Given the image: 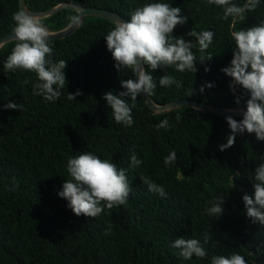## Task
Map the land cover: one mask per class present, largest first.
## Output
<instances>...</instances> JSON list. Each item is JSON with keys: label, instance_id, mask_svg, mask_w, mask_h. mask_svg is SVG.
<instances>
[{"label": "trees", "instance_id": "1", "mask_svg": "<svg viewBox=\"0 0 264 264\" xmlns=\"http://www.w3.org/2000/svg\"><path fill=\"white\" fill-rule=\"evenodd\" d=\"M18 1L0 0V38L13 33ZM148 2L181 8L187 21L174 28L172 35L177 38L195 43L189 31L214 32L205 52L213 57L197 62L194 74L178 72L175 66L156 70L144 66L157 82L150 101L161 106L191 99L246 110L248 94L239 87L230 90L231 78L221 69L230 66L235 51L231 32L264 23V0L235 28L231 17L222 18L223 8L207 0H24L29 12L71 3L112 10L128 20ZM232 2L242 6L246 0ZM76 15L74 8L64 7L40 19L49 32H56ZM114 26L109 20L86 16L71 35L49 40L50 59L67 61L63 70L67 83L54 102L34 94L33 87L39 83L35 73L4 69L16 40L0 47V264H211L212 256L232 254L242 255L247 264H264V225L253 223L242 200L245 194L253 195L254 170L264 164V141L245 132L236 136L233 147L220 151L218 146L230 134L226 116L186 106L155 113L141 95L134 101L123 98L132 109L134 123L115 122L102 97L108 91H124L121 80H134V73L114 67L104 38ZM193 51L199 58L198 46ZM165 74L181 86H160L159 78ZM206 83L213 87L201 93ZM77 90L81 95L69 100L68 93ZM9 102L21 109H5ZM165 119L169 127L158 129ZM172 151L176 160L166 166L165 158ZM84 152L126 170L131 189L124 205L95 218L77 217L57 195L71 179L68 160ZM133 153L141 161L139 166L131 165ZM142 178L162 186L166 197L150 192ZM220 196L223 214L209 216L206 208ZM206 234L211 238L204 244ZM176 238L200 240L207 256L184 260L180 250L172 247Z\"/></svg>", "mask_w": 264, "mask_h": 264}, {"label": "clouds", "instance_id": "2", "mask_svg": "<svg viewBox=\"0 0 264 264\" xmlns=\"http://www.w3.org/2000/svg\"><path fill=\"white\" fill-rule=\"evenodd\" d=\"M209 5H217L223 8V19L231 17V27L235 28L237 21L243 22L245 14L256 9L260 0H246L242 6H238L232 0H207ZM180 7H172L168 3L148 2L138 7L131 13L127 21L118 20L112 30L104 36L107 50L115 61L114 67L118 71L129 70L135 73L136 80H121L124 91L113 94L108 91L103 95L107 106L112 109L115 122L125 126L134 123L132 109L124 97L136 100L142 93L146 96L154 94L157 82L150 72L145 70V65L151 70L158 68L166 69L175 66L178 72L197 71L195 64H203L212 59V55H205L206 50L212 44L214 32L207 30L197 33L189 31L188 35L195 38L193 41H185L183 37L177 38L172 35L178 25H183L187 17L181 14ZM75 20L76 17H70ZM15 27L13 29L15 46L3 67L6 71L14 72L21 69L37 75L39 83L33 87L35 95L42 96L49 102L56 101L61 96V90L67 83L64 69L67 61L53 62V48L49 44L51 33L42 23L38 16L31 15L24 10L17 11L13 15ZM231 37L235 42V51L231 64L222 68L221 71L231 78L230 90L235 91L237 87L248 94L246 110L239 121L232 116H226L225 120L229 126L230 134L226 143L218 146L220 151H225L234 146L237 135L245 132L255 134L258 141H264V23L247 29L241 28L232 31ZM201 53L199 58L193 49L197 48ZM205 72L209 71L206 67ZM27 83V81H25ZM159 85L168 87L178 81L169 75L159 78ZM205 87L211 88V83H206L199 91L204 92ZM81 95L77 90L68 93L69 100H75ZM235 103L240 104V97L235 98ZM5 109L20 110L21 106L15 102H9L3 106ZM181 117L176 116L179 121ZM158 129L169 127L167 119L161 121ZM133 167L139 166L141 161L135 153L130 157ZM176 160V153L172 151L165 158V165H171ZM67 172L71 179L65 181L57 195L65 199L67 207L77 217L95 218L105 210L124 205L131 191L126 175V170L118 169L116 164L108 159H101L91 152H84L67 162ZM150 192L161 197H166L162 186L155 184L147 178H142ZM253 195L245 194L242 197L246 208V215L252 218L253 223L259 222L264 225V164H260L254 170ZM233 182L231 187L233 186ZM224 200L220 196L214 200L206 213L212 217L223 214ZM111 232V226L107 229ZM211 237L204 236V244ZM172 247L179 249V256L184 260L205 258L207 252L200 240L195 238H176ZM211 264H247L242 255L232 254L225 257L212 256Z\"/></svg>", "mask_w": 264, "mask_h": 264}, {"label": "water", "instance_id": "3", "mask_svg": "<svg viewBox=\"0 0 264 264\" xmlns=\"http://www.w3.org/2000/svg\"><path fill=\"white\" fill-rule=\"evenodd\" d=\"M18 5H19V10H24L25 12L31 14V15H35L38 16L39 18H44L50 15H53L54 13L58 12L59 10H61L64 7H72L76 10L77 15L75 16L76 19L72 20L69 25L67 27H65L64 29H61L59 31L56 32H50L51 36L49 37V40H55V39H62L65 38L69 35H71L76 28L78 27L81 19L83 17L86 16H92V17H98V18H102V19H106L109 20L113 23H116L118 20H122V21H127L128 19L124 18L123 16H121L120 14H118L117 12H114L112 10H108V9H103V8H96V7H79L76 5H73L71 3H63V4H59L49 10L46 11H40V12H29L26 7H25V3L24 0H19L18 1ZM14 39V32L13 33H9L5 36H3L2 38H0V47L3 46L4 44L13 41ZM137 79V76L134 73V80ZM141 97L143 98L145 104L155 113H160V112H166L169 111L171 109L174 108H178V107H190L196 110H200L202 112L205 113H209V114H214V115H218V116H232V117H241L243 115V112L245 110H227V109H223V108H219V107H214V106H209L205 103L202 102H198V101H194L191 99H181V100H177V101H173L171 103L168 104H164L161 106L158 105H154L148 96H146L145 94H141Z\"/></svg>", "mask_w": 264, "mask_h": 264}]
</instances>
